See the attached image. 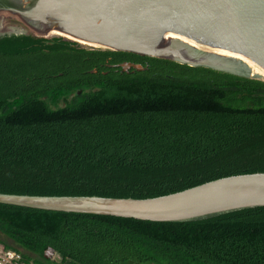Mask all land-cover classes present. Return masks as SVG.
Listing matches in <instances>:
<instances>
[{
    "label": "trees",
    "instance_id": "1",
    "mask_svg": "<svg viewBox=\"0 0 264 264\" xmlns=\"http://www.w3.org/2000/svg\"><path fill=\"white\" fill-rule=\"evenodd\" d=\"M255 171L264 78L0 35V192L147 197ZM0 233L33 264H264V205L171 221L0 202Z\"/></svg>",
    "mask_w": 264,
    "mask_h": 264
},
{
    "label": "water",
    "instance_id": "2",
    "mask_svg": "<svg viewBox=\"0 0 264 264\" xmlns=\"http://www.w3.org/2000/svg\"><path fill=\"white\" fill-rule=\"evenodd\" d=\"M7 7L43 35H59L46 34L54 29L92 47L262 77L230 52L264 68V0H21ZM25 30L20 26L14 31ZM118 65L123 70L143 68L130 61ZM0 202L149 220H192L264 205V171L221 176L147 197L0 192Z\"/></svg>",
    "mask_w": 264,
    "mask_h": 264
},
{
    "label": "flooded vegetation",
    "instance_id": "3",
    "mask_svg": "<svg viewBox=\"0 0 264 264\" xmlns=\"http://www.w3.org/2000/svg\"><path fill=\"white\" fill-rule=\"evenodd\" d=\"M21 2V0H0V35L2 34H14L17 33L14 30H18L20 26L19 24H7V25H3L2 21L4 19V12H7L9 14H13L16 17H18V15H16V13L14 11H12L11 9H9L7 6L8 5H19V3Z\"/></svg>",
    "mask_w": 264,
    "mask_h": 264
},
{
    "label": "built area",
    "instance_id": "4",
    "mask_svg": "<svg viewBox=\"0 0 264 264\" xmlns=\"http://www.w3.org/2000/svg\"><path fill=\"white\" fill-rule=\"evenodd\" d=\"M0 264H33L32 261L22 259L20 251L5 247L0 243Z\"/></svg>",
    "mask_w": 264,
    "mask_h": 264
},
{
    "label": "bare ground",
    "instance_id": "5",
    "mask_svg": "<svg viewBox=\"0 0 264 264\" xmlns=\"http://www.w3.org/2000/svg\"><path fill=\"white\" fill-rule=\"evenodd\" d=\"M46 34H59L68 38H73L72 35L67 34L65 32H60L58 30H50L48 31ZM95 45V44H94ZM233 57L239 59L240 61H242L243 63H245L246 66L249 67V69L256 74L261 75L264 78V68L259 65L258 63H256L255 61H253L252 59H250L249 57H246L245 55H242L240 53H233L230 52Z\"/></svg>",
    "mask_w": 264,
    "mask_h": 264
},
{
    "label": "rangeland",
    "instance_id": "6",
    "mask_svg": "<svg viewBox=\"0 0 264 264\" xmlns=\"http://www.w3.org/2000/svg\"><path fill=\"white\" fill-rule=\"evenodd\" d=\"M3 16H4V19L2 21L3 25H7V24H19V25H22V27H24L26 29L25 30L26 34H30V35H33V36H44V37L55 36V35H43V34L38 33V31H35L34 29H32V28L28 27L27 25H25L18 17H16L13 14H9L7 12H4ZM17 33H19V31ZM59 36H62V35H59ZM260 78H263V77H260ZM60 104H63V102H60ZM0 238H4L8 242H11L10 239L6 238L1 233H0ZM47 253H49V252H47Z\"/></svg>",
    "mask_w": 264,
    "mask_h": 264
}]
</instances>
